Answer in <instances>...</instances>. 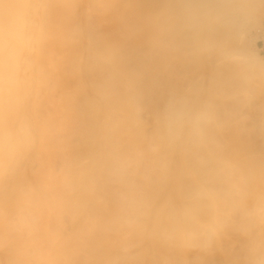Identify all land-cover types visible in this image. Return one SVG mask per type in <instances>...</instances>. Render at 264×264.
Here are the masks:
<instances>
[{
	"label": "bare ground",
	"instance_id": "1",
	"mask_svg": "<svg viewBox=\"0 0 264 264\" xmlns=\"http://www.w3.org/2000/svg\"><path fill=\"white\" fill-rule=\"evenodd\" d=\"M22 3L25 39L0 54V133L11 145L0 166L1 261L18 264L30 252L31 264H48L44 253L63 264L69 258L48 244L65 241L67 229L82 245L97 229L99 242H125L115 232L130 221L127 242H179L202 261L209 250L197 242H232L228 230L241 232L252 242L245 262L264 264V195L247 200L252 182L264 180V0H0V16ZM247 148L251 162L240 159ZM87 166L117 181L102 213L88 204L98 190ZM60 179L74 195L67 203L79 205L68 209L67 229L52 233L63 218ZM112 202L121 207L114 214ZM50 211L60 216L54 224ZM107 244L82 246L83 257L118 258L120 243Z\"/></svg>",
	"mask_w": 264,
	"mask_h": 264
},
{
	"label": "rangeland",
	"instance_id": "2",
	"mask_svg": "<svg viewBox=\"0 0 264 264\" xmlns=\"http://www.w3.org/2000/svg\"><path fill=\"white\" fill-rule=\"evenodd\" d=\"M261 43V42H260ZM249 48L252 50H254L255 49V47L250 43V46H249ZM262 52H261V54H264V51L263 50H261ZM246 135V137H248V139H249V136H250V134H245ZM245 135L243 134L242 136H244V137H241L240 139H238V140H240V144H245L246 143V139L247 138H245ZM242 139V140H241ZM244 140H246L245 141V143H244ZM241 141H242V143H241ZM239 143V142H238ZM240 144H238V145H240ZM247 146L249 147V144H247ZM247 151H249L248 150V148H247V150H245V152L248 154V156L246 155V157H244L245 156V153H244V155L242 154V156H241V161H243L244 159L245 160H247L246 158H248V157H250V159H252L251 157H252V155H251V153H248ZM250 155V156H249ZM243 158V159H242ZM249 159V158H248ZM58 160V158H56V161ZM240 161V160H239ZM240 161V162H241ZM248 161V160H247ZM250 162L252 161V160H249ZM248 161V162H249ZM240 162H238V163H240ZM243 163V162H242ZM252 164H253V162H252ZM91 169V166H87V170H86V172H85V175H86V173H87V175H86V180H87V183L89 184V187L91 186L90 184L92 183V182H94V180L95 181H97V183L96 182H94V183H96V186L94 185V187H95V193H96V191H97V195H98V197L96 196L95 198H92V199H97V201L95 202V200H94V203H88L89 204V206H91V207H95L94 209L95 210H98L99 212H100V210H101V212L100 213H102V212H104L103 211V209L102 208H105V209H107L106 208V205H105V200H106V195H105V193L107 192V196H109L110 195V193H108L111 189H112V187L113 186H115V187H117V184H116V182L117 181H115V180H112V178H110V177H112L111 175V173H108V171L106 170V169H104L103 167H101L100 169H96V170H94L93 172H90V171H88V170H90ZM103 169V170H102ZM100 171H101V173H100ZM97 172H98V174H97ZM107 172V173H106ZM60 173V172H59ZM91 173V175H92V178H89V174ZM100 174V175H99ZM101 174H102V176H101ZM110 175L109 177L107 176V175ZM95 176V177H94ZM105 176V177H104ZM94 177V178H93ZM107 178H110L109 179V181L107 180ZM102 180L103 179V181H101L100 180V182L98 181V180ZM92 180V182H90ZM105 180H107V181H105ZM62 180L60 179V182H61ZM113 182V183H112ZM262 182H264V180L263 181H258V182H252V184H251V187H250V189L251 190H249V194H252V192H253V195L251 196V195H249L248 196V198H247V200L249 201V199H250V197H252L251 199H253L254 197H255V194H256V196H257V193L259 194V193H263L262 195H264V189H262V188H264L263 186H264V183L262 184ZM107 183V184H106ZM254 183V184H253ZM262 185V186H260V185ZM102 186V187H101ZM109 186V187H108ZM257 187V188H256ZM262 187V188H261ZM62 188H65V189H62ZM98 188H100V189H98ZM103 188V189H102ZM108 188H109V190H108ZM111 188V189H110ZM253 188V189H252ZM261 188V189H260ZM59 189V190H58ZM67 189V190H66ZM106 189H107V191H106ZM57 190H58V192L57 193H61L60 195H61V198L60 199H62L60 202H62L63 203V200H64V206H62V207H64V209L61 207V205H62V203L60 204V203H58V205L60 206V208L61 209H63L62 211V213L61 212H59L58 213V211H60L59 210V206H57L56 204L57 203H55L54 205H56L55 207H57L58 209H56V208H52L53 209V211L56 209V214L58 215H60L61 217H62V215H63V218H64V213L66 212H68V209H69V214H71L72 215V212H73V214H74V211H75V209L76 210H78V201H77V203H76V207H75V203H72V204H74L73 205V207L75 208V209H72L71 208V203H70V207L68 208V205H69V203H67L68 201H70V198H73V196H72V192H71V189H68V186H66L65 184L63 185V182H61V189H60V184L58 185V187H57ZM66 190V191H65ZM64 191V192H63ZM71 192V193H70ZM118 192H120L119 191V189H118ZM257 192V193H256ZM100 193V194H99ZM104 194V196H103V194ZM76 194H77V191H76ZM102 194V195H101ZM119 194V193H118ZM118 194L117 193H115V195L113 196V198L115 199V197L116 198H118ZM100 196V197H99ZM119 196H120V194H119ZM254 196V197H253ZM106 197V198H105ZM164 197V196H163ZM163 197H161V198H159V200H157V203L159 204V202L161 203L165 198H163ZM105 198V199H104ZM60 199H58V197H57V201L58 200H60ZM174 199V198H173ZM66 200H68V201H66ZM75 202H76V200L77 199H73ZM103 200H104V203H103ZM247 200H244V201H246V202H248ZM254 200V199H253ZM72 201V200H71ZM74 201H72V202H74ZM114 201V200H113ZM117 201V200H116ZM99 202V203H98ZM250 202H252V201H250ZM115 204H117L116 202H115ZM96 205V206H95ZM104 205H105V207H104ZM111 205L112 206H110L111 208V213L112 214H114L115 213V211L114 210H116V209H118L117 207H119V208H121L120 206H119V204L118 205H116L117 207L115 208V205H114V202H112L111 203ZM114 206V207H113ZM127 207V208H126ZM124 209H125V211L128 213H130V210H128V206H126ZM141 207H143V206H141ZM140 207V208H141ZM98 208V209H97ZM144 209H145V207H143ZM227 209V211H225L226 209ZM228 208H230L229 206L228 207H223V209H222V211L224 212H228ZM51 208H50V210H52ZM70 209H71V211H70ZM142 209V208H141ZM22 210H24V209H22ZM72 210H74V211H72ZM65 211V212H64ZM106 211V210H105ZM124 211V210H123ZM141 211H144L143 209L142 210H140V212ZM231 210H229V212H230ZM71 212V213H70ZM232 212V211H231ZM230 212V213H231ZM50 213L51 214H53L54 212H51L50 211ZM49 213V214H50ZM68 213L66 214V216H65V218L63 219V218H61V219H58V217H60V216H57V215H55V214H53V215H51L50 214V216H49V218H56L57 217V219L58 220H56V219H49V221L50 222H52V221H54L53 222V224L55 223V220H56V224H55V226H57L56 227V229H54L55 228V226H53L52 228H51V232L52 233H58L59 231H63V229L65 228V230L67 229L66 228V224L69 222V221H71V219L69 218V217H71L70 215H68ZM76 214V213H75ZM132 214V213H131ZM130 214V215H131ZM15 214H13V216H14ZM114 216V215H113ZM133 216V217H132ZM73 217H74V215H73ZM130 218H129V220H132V219H134L135 220V224H134V222H133V224L132 225H136L137 223H138V221H140L137 217H135V218H137V219H135L134 218V215H131V216H129ZM132 218V219H131ZM134 220H132V221H134ZM138 220V221H137ZM64 222H65V224H64ZM124 221H122L121 222V226L120 227H122L123 226V228H124V226H125V230L123 229V228H119L118 227V229H117V231H119L120 229V232L118 233V232H115L116 234H118V236H121L122 237V240L123 241H125V242H107V243H110V245H112V244H119V246H117V248H116V250H118V252H119V257L117 258L116 256H114V255H112V254H104L103 256L101 255H99L97 258H95V259H89L88 258V256L85 258V256L83 257V254L85 253L83 250H87V251H89V249L90 248H93V247H90L91 245H93V243H94V245L96 246H94L95 248H93L94 250H96V252H98V251H100V248H101V245H105V246H107V245H109V244H107V243H104V242H99V240H100V238H97L98 237V232H100V236L99 237H101V231H99V229H97L96 231V233H98V234H94L93 236H96V237H93V240H95V241H93L92 240V236H91V242L89 243V242H84L85 244L84 245H82L83 244V242L80 244V240H78V239H76V238H74V237H70V236H68V234L70 233V232H68V229H67V231L65 232L64 231V233H63V235H65L69 240H67V238L65 239V241L66 242H68L69 243V241L70 240H72V238H73V240L75 241V242H73V240L72 241H70V242H72V243H70V249L71 248H73V249H69V247H68V244H66V242L65 241H62V243H60V242H56V240H55V242H50L48 245H49V247L51 248V246H52V248L53 247H55V246H57V247H59V243H60V245L62 244V246H64V244H65V246L66 247H63V249H61L60 250V248L62 247V246H60L58 249H57V247H56V249L54 248L53 250H55V251H57V254H59V257L58 258H61V256H62V254H63V256H65V257H63L62 259L63 260H67L68 258L71 260V262H69V259H68V261L66 262L65 261V263L63 262V264H92L91 262H93L94 263V261L93 260H95V263L94 264H145L146 262H148V264H149V261H150V264H230V263H232V264H234V262H238L239 260H237V259H240V261L238 262L239 264H243V263H240V262H242V261H244V264H249V263H247V261L245 262V260H247V257H245L244 256V254H245V248H248L251 244L250 243H252V242H244L243 241V237H244V235H242L241 234V232H236V235L237 234H239V235H235V233L232 231V230H228V234H229V236L233 239L232 240V242H224L223 241V239H221V242H197V243H202V244H200L201 246H204L207 250H213L214 248H216L217 249V247L220 249H214L213 251L215 252H212V250L209 252L208 251V253L204 256V262L205 263H202L203 261H202V259H203V257H201L200 255L198 256V254H196V252L194 251V252H192L191 251V254L190 255H188L189 254V252H186L185 251V249L182 247V252H181V247H178V246H180V245H178L179 244V242H159V243H157V242H153V244H152V242H151V244H150V242H127L128 241V239L129 238H127L126 237V235H127V233H129V232H127V226H128V231H129V229H131V228H133L134 226H132L131 227V223L132 222H130V221H128L129 222V225L127 224V222H124ZM60 224V225H58V224ZM70 223V222H69ZM68 223V224H69ZM52 223H49V225H53ZM63 224V225H62ZM65 225V226H64ZM62 226V228L63 229H61L60 230V228L58 229V227H61ZM130 226V227H129ZM52 229H54V230H52ZM58 229V230H57ZM70 230V229H69ZM123 230V231H122ZM57 231V232H56ZM124 231H125V233H124ZM121 232H122V234H121ZM127 232V233H126ZM230 232V233H229ZM65 233H68V234H65ZM115 234V235H116ZM124 234V235H123ZM17 235V233H15L14 234V236H16ZM55 235V234H54ZM58 235V234H57ZM57 235H56V237H57ZM131 235V234H130ZM130 235L128 234V237H130ZM40 236H41V234H40ZM46 236L45 235V230H44V232L42 233V236L40 237V241L43 239L44 240V237ZM123 236H125V237H123ZM243 236V237H242ZM56 237H54V239H57L58 240V237L56 238ZM90 237V236H89ZM42 238V239H41ZM98 240V242L96 241V239ZM221 238V237H220ZM236 238V239H235ZM89 239V240H90ZM125 239V240H124ZM236 240V241H235ZM238 240V241H237ZM220 241V240H219ZM223 241V242H222ZM234 241V242H233ZM44 242H46V243H43V241H42V243L45 245V244H47L49 241H46V240H44ZM79 242V247L77 246L78 244H76L75 245V243H78ZM236 242V243H235ZM10 243H14V242H10ZM18 243V242H17ZM25 243V242H24ZM27 243V242H26ZM31 243V242H30ZM34 243V242H33ZM32 243V244H33ZM37 243V242H36ZM39 243V242H38ZM41 243V242H40ZM39 243V244H40ZM41 243V244H42ZM51 243H53L52 245H51ZM64 243V244H63ZM87 243H88V245H87ZM130 243V244H129ZM141 243H143V246H140V245H142ZM144 243H145V245H144ZM156 243V244H155ZM167 243V245H169V246H171L172 248H174L175 249V247H176V250L178 251V252H181L182 254H180L179 255V257H176L175 256V253H174V251H169V250H160L159 248H158V245H165ZM205 243V244H204ZM242 243V244H241ZM248 243H249V245H248ZM56 244H58V245H56ZM72 244V245H71ZM124 246H123V245ZM137 244H139V246L137 245ZM178 246H177V245ZM183 244V246L185 247V245L184 244H186L185 242L183 243H181V245ZM44 245H42V249H45V248H43V246ZM48 245H46V247H48ZM149 245V246H148ZM205 245H207V246H205ZM210 245H213V246H210ZM218 245V246H217ZM248 245V246H247ZM72 246V247H71ZM77 246V247H76ZM81 246V247H80ZM85 248H83V247ZM122 246V247H121ZM136 246V247H135ZM145 246L147 247V249H145ZM208 246H210V247H208ZM224 248H223V247ZM241 246V247H240ZM243 246L245 247V248H243ZM121 249L122 248V250H120L119 248ZM126 248V250L127 249H132L131 247H133V252H132V250L129 252V253H125L124 251H125V248ZM142 249H141V248ZM151 247H152V249H151ZM153 247H154V249H153ZM222 247V248H221ZM238 247V248H237ZM64 248H65V250H64ZM77 249V251H76V249ZM80 248V249H79ZM138 248H139V250H138ZM211 248V249H210ZM47 250H49L48 248H46ZM83 249V250H82ZM97 249H99L98 251H97ZM230 249V250H229ZM233 249V250H232ZM59 250L60 251H62V253L60 254L59 253ZM64 250V251H63ZM69 250H70V252L72 251V252H75V253H79V251H81V253L80 254H78L77 253V255H75V257L74 256H71V257H73V258H70V255L69 254H71V253H67V251L69 252ZM124 250V251H123ZM138 250V251H137ZM141 250V251H140ZM144 250V251H143ZM149 250V251H148ZM152 250H153V252H152ZM225 250V251H224ZM46 251V250H45ZM136 251V252H135ZM140 251V252H139ZM151 251V253L149 254L148 252H150ZM156 251V252H155ZM185 251V252H184ZM222 251V252H221ZM32 252H34V251H32ZM31 252V253H32ZM42 252H43V250H42ZM53 252V251H52ZM66 252V255L67 256H69V257H67L64 253ZM141 252H143V253H141ZM146 252V253H145ZM212 252V253H211ZM219 252H220V254H219ZM237 252H239L238 254H237ZM30 253V252H29ZM29 253H27L28 255L27 256H29ZM48 253V252H47ZM130 253H133V254H131V255H129ZM139 253V257L137 256V254ZM183 253H187V255H183ZM217 253V254H216ZM223 253V254H222ZM42 255H43V253H41ZM54 254H56V252H54ZM82 254V255H81ZM140 254H141V256H140ZM142 254H144V256L142 255ZM148 254V255H147ZM154 254H156V255H154ZM193 254V255H192ZM194 254H195V256H194ZM237 254V255H236ZM240 254V255H239ZM31 255H33V257L35 256V253L34 254H31ZM36 255H37V253H36ZM40 255V254H39ZM44 255H45V257H44ZM44 255L43 256H41L40 258H43V260L46 258V262H48V264L49 263H51L52 261H53V259H52V257L53 256H55V255H53V254H51L50 255V259H52V260H50V262L49 261H47V258H49V257H46L47 255L44 253ZM48 255H49V253H48ZM79 255V256H78ZM123 255H125L124 257L125 258H123L122 256ZM146 255V256H145ZM241 255H242V257H241ZM26 255L24 256L25 257V260H33L32 258L31 259H27L28 257H27ZM38 256V255H37ZM113 256V257H112ZM187 256V257H186ZM189 256H191V258L189 259ZM229 256V257H228ZM238 256H240V257H237ZM247 256V255H246ZM0 257H1V255H0ZM31 256H29V258H30ZM81 257H82V259H83V261H82V259H81ZM115 257H116V259H115ZM200 257H201V259H200ZM209 257V258H208ZM2 258V257H1ZM1 258H0V263L1 264H6V263H4L3 261H1ZM23 258V257H22ZM22 258H20V259H22ZM35 258V257H34ZM57 257H55V259H56ZM84 258H85V260H84ZM122 258V262H121V259ZM230 258V259H229ZM236 260H234V259ZM18 259L19 258H14V261L16 260V261H18ZM19 259V260H20ZM37 259V258H36ZM74 259H76V262H75V260ZM78 259V260H77ZM148 259V260H147ZM159 259H161V260H159ZM207 259V260H206ZM13 260V259H12ZM23 260V259H22ZM22 260H20V261H18V264H19V262H20V264H24L26 261L24 260V262L22 261ZM38 260V259H37ZM49 260V259H48ZM62 260V261H63ZM87 260H89V262H85V261H87ZM120 260V261H119ZM147 260V261H146ZM152 260V261H151ZM199 260H201V261H199ZM234 260V261H233ZM15 261V262H16ZM33 261H35V259L33 260ZM40 261H41V259H40ZM35 262L36 264H38V263H41V262ZM61 261V260H60ZM61 261V262H62ZM216 261V262H215ZM11 262V261H10ZM10 262L8 263V264H10ZM14 262V263H15ZM23 262V263H22ZM55 263H53V264H58V263H60V262H57V260H55L54 261ZM124 262V263H123ZM32 263V261H29V263H25V264H31ZM34 263V264H35ZM43 263H45L44 261H43ZM237 263V264H238ZM12 264H13V262H12ZM16 264H17V262H16ZM42 264V263H41ZM47 264V263H46Z\"/></svg>",
	"mask_w": 264,
	"mask_h": 264
},
{
	"label": "clouds",
	"instance_id": "3",
	"mask_svg": "<svg viewBox=\"0 0 264 264\" xmlns=\"http://www.w3.org/2000/svg\"><path fill=\"white\" fill-rule=\"evenodd\" d=\"M22 10L12 16H0V54L5 57L11 41L23 42L26 31V4L21 5ZM5 85L7 78H4ZM5 92L7 88L5 87ZM11 145L6 133H0V166L7 169Z\"/></svg>",
	"mask_w": 264,
	"mask_h": 264
}]
</instances>
